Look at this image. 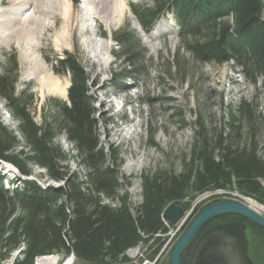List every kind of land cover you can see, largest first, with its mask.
<instances>
[{
  "label": "trees",
  "instance_id": "1",
  "mask_svg": "<svg viewBox=\"0 0 264 264\" xmlns=\"http://www.w3.org/2000/svg\"><path fill=\"white\" fill-rule=\"evenodd\" d=\"M132 12L146 31L167 13L174 18L180 43L173 64L164 68L167 75L173 67L184 79L182 58L230 63L264 96V0H150L133 5ZM112 38L121 63L111 72L116 93L145 75L144 57L128 27ZM54 63L56 73L69 75L67 100H49L41 107L40 122L33 116L36 100L29 88L16 89L17 65L0 71V100L17 126L13 131L0 120V163L12 164L26 177L9 179L0 173V264L19 248L22 258L12 264H33L36 256L51 253H72L74 264H126L128 249L140 242L159 244L154 235L167 231L162 211L170 203L188 209L199 195L231 190L264 205V97L227 105L223 127L214 137L203 119L196 118L190 154L181 168L140 174V201L134 204L123 190L130 183L122 182L119 153L100 143L93 80L79 51L66 52ZM61 137L73 152L63 148ZM74 160L84 167L83 177L70 170ZM34 166L44 171L39 178L60 184L44 186L27 178ZM7 181L9 187L4 186ZM223 218L242 219L254 227L257 254L252 246V261L264 264V229L238 214L214 219ZM190 250L191 244L181 264H189Z\"/></svg>",
  "mask_w": 264,
  "mask_h": 264
},
{
  "label": "rangeland",
  "instance_id": "2",
  "mask_svg": "<svg viewBox=\"0 0 264 264\" xmlns=\"http://www.w3.org/2000/svg\"><path fill=\"white\" fill-rule=\"evenodd\" d=\"M148 2L150 0L128 1L124 5L125 12L122 19L115 21L108 28L102 19L90 17V11L86 7L85 0H75L74 8L77 20L68 48L59 49L53 44V35L61 25L59 20L54 23L53 31L45 32L41 40V48L39 47L34 54L41 61V64L49 72H52V76L57 78L62 85L67 83L69 86L68 73H56L54 59L62 57L66 52L79 51L80 60L93 80L91 89L94 100L93 105L100 123L98 128L100 143L108 151L113 150L119 153L120 170L123 176L122 182L130 183L128 185L124 184L123 190L128 193L129 199L134 204L140 201V174L155 169H166L167 167H173L174 170L181 168L183 158L190 154L193 123L196 118L203 119L206 128L210 129L211 135L214 137V133L221 131L223 127L227 105L236 104L241 98L251 99L259 95V100H262L264 97L260 89L257 90V85L246 82L241 75L236 73L230 63L216 65L198 63L189 58H182L186 69L184 79L181 80L182 76L177 74L173 67L170 69V76L164 73L166 65L173 64V57L179 47L178 27L172 15L165 14L159 20L169 26V31H162L156 40L148 42L149 32L157 22L159 23V20L154 23L149 31H146L132 12L133 5ZM82 13L85 14V17L88 16L87 21L80 19ZM125 27H128L136 35L143 49L141 56L144 57L143 70L145 75L134 81H128L124 88L118 92L119 95H124L123 103L125 102V107L121 108L119 98L112 91L110 82L112 70L121 66V63L114 56L117 47L112 34ZM97 34H101V36ZM89 35L98 44L106 42V39L111 36L108 62L103 56L100 57L102 61L93 56L88 43ZM12 43L5 46L0 45V71L5 67L11 69L14 64L17 65L18 81L16 89L20 91L29 88L36 100L33 116L36 122H40L41 107L52 99L67 100V92L65 96H61L56 92H48L45 88L42 91L40 83L43 73L40 70L33 72L31 69L33 64L23 61L21 57L22 50ZM100 101H103V103L101 104ZM0 120L11 130H17L16 122L7 114L2 100H0ZM128 131L132 133L128 134ZM60 143L65 150L73 152L72 145L63 137L60 138ZM4 166L6 164L0 163V173L7 178L23 177L13 165L14 168L10 167V170H8L9 167ZM69 168L82 177L84 176L85 169L76 160L70 162ZM32 171L33 175L27 178L36 179L40 185L57 186L60 184L50 181L44 176L39 178L38 175L40 173L44 174V171L36 166L33 167ZM4 186L9 187L10 184L4 182ZM231 192L234 193V196H240L236 197V201H240L252 209L250 203L255 200L246 196L243 199V195L236 193V191ZM205 195H210V191L197 196L191 202L187 213H190L193 209H197L199 212L216 199L233 200L230 197L231 195L221 194L222 196L210 195L212 197L208 196V199L206 197L204 198L205 201H201L200 196ZM105 202L112 203L107 199H105ZM254 203L260 208L258 211L252 210L264 216V209H262L264 205L257 201ZM223 219L233 220V218ZM234 221L241 222L245 226V235L249 242V249L251 248L249 258L252 262V246H255V254H257V235L255 233L257 231L254 230V227L243 222L242 219H234ZM180 235L181 233L177 234L178 238ZM261 248L264 249V247ZM22 251V248L15 250L3 264H12L14 259H21ZM18 254H21V257ZM58 256H62V260H59L60 262L57 264H63L67 256L63 254ZM169 261L170 252L166 253L163 260L157 264H169ZM72 264H74V260Z\"/></svg>",
  "mask_w": 264,
  "mask_h": 264
},
{
  "label": "bare ground",
  "instance_id": "3",
  "mask_svg": "<svg viewBox=\"0 0 264 264\" xmlns=\"http://www.w3.org/2000/svg\"><path fill=\"white\" fill-rule=\"evenodd\" d=\"M128 1L130 0H85V4L87 5L86 7L89 8L90 17L93 19H102L107 27L110 28L115 21L122 19L125 12L124 5H126ZM74 3L75 0H0V45L5 46L6 44L13 42L19 47L22 50V60L33 64L31 67L32 71L38 72L40 70V72L43 73L40 89L42 90L45 88L46 91L56 92L61 96L66 95L68 84L64 83L62 85L57 78L52 76V72H49L45 66L41 64V61H39L34 54L40 47L45 32L51 31L53 27H55L54 23L59 20L61 25L53 35V44L59 49L68 48L71 43L74 25L77 20ZM80 16L81 20L87 21L88 16L85 17V14L83 13L80 14ZM162 31H169V26L159 20V23L157 22L154 28L149 32L150 36L147 41L156 40ZM97 35L101 36V34ZM88 38V43L93 56L99 61L101 60L100 57L103 56L108 62L109 43L112 40L111 36L106 39V42H101L99 44L96 43V40L90 35ZM154 47L156 46L154 45ZM100 103L102 104L103 101H100ZM137 126L139 125L137 124ZM131 131H128L127 133L130 134L133 132ZM1 163L6 164L4 167H9L8 170H10V167L14 168L7 162ZM21 178L26 177L23 176ZM205 196L207 197L208 195ZM243 199H245L244 196ZM254 202H251L250 206L253 210L258 211L260 207ZM262 209L264 208L262 207ZM186 216V214L183 216L178 226L184 222ZM138 245L128 249L125 252V255L128 257V252L137 249ZM48 255L57 256L60 254L52 253ZM18 256L21 257V254H18ZM66 259L63 264H72L71 259ZM57 261L59 262V259L48 258V260L40 261L39 264H57Z\"/></svg>",
  "mask_w": 264,
  "mask_h": 264
},
{
  "label": "water",
  "instance_id": "4",
  "mask_svg": "<svg viewBox=\"0 0 264 264\" xmlns=\"http://www.w3.org/2000/svg\"><path fill=\"white\" fill-rule=\"evenodd\" d=\"M186 208L168 204L162 211V218L175 227L186 213ZM238 214L264 229V216L252 211L246 204L236 200H213L199 212L193 209L180 225V237L170 252L171 264H181L183 251L203 228L215 217ZM248 240L245 226L241 222L221 223L206 229L197 239L189 264H251L247 255Z\"/></svg>",
  "mask_w": 264,
  "mask_h": 264
},
{
  "label": "built area",
  "instance_id": "5",
  "mask_svg": "<svg viewBox=\"0 0 264 264\" xmlns=\"http://www.w3.org/2000/svg\"><path fill=\"white\" fill-rule=\"evenodd\" d=\"M221 194H228L231 195L230 197L235 200L236 197L240 196H234V193L228 190H214L210 191V195L212 196H222ZM208 195V196H210ZM207 196V199H208ZM210 196V197H212ZM206 196H200L201 201H205L204 199ZM209 197V198H210ZM180 223V222H179ZM178 223V224H179ZM165 224L167 226L166 232H158L154 236L155 238L159 239V244H151L148 243V245H144L142 242H140V245H138L137 249L132 250L128 252V258L126 264H157L159 261L163 260V257L166 255V253H169L177 239V234L179 235V226L172 227L168 224L167 221H165ZM157 251L155 252L154 256L151 258L149 256L151 251ZM50 259H59L62 260V257H59L58 255H38L34 258L33 264H39L42 260H48ZM67 259H71L73 262L74 256L72 253H70L67 257ZM66 259V260H67ZM59 261V262H60ZM58 262V261H57ZM63 263V262H62Z\"/></svg>",
  "mask_w": 264,
  "mask_h": 264
},
{
  "label": "flooded vegetation",
  "instance_id": "6",
  "mask_svg": "<svg viewBox=\"0 0 264 264\" xmlns=\"http://www.w3.org/2000/svg\"><path fill=\"white\" fill-rule=\"evenodd\" d=\"M227 222H235L234 220H224V219H213L212 221H210L204 228L203 230L191 241V250H190V256H191V253L193 251V248H194V245L197 241V239L200 237V235L206 230L208 229L209 227L211 226H214V225H217V224H221V223H227ZM189 244V245H190ZM249 249V248H248ZM247 255L249 257V250H247ZM250 259V258H249ZM251 264H257L256 262H251Z\"/></svg>",
  "mask_w": 264,
  "mask_h": 264
}]
</instances>
